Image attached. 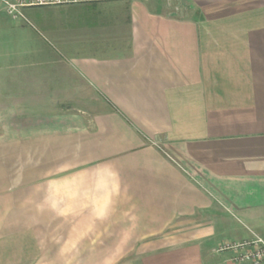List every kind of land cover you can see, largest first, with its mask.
I'll list each match as a JSON object with an SVG mask.
<instances>
[{"label":"crops","instance_id":"1","mask_svg":"<svg viewBox=\"0 0 264 264\" xmlns=\"http://www.w3.org/2000/svg\"><path fill=\"white\" fill-rule=\"evenodd\" d=\"M39 7L0 6V264H231L264 238V0Z\"/></svg>","mask_w":264,"mask_h":264},{"label":"built area","instance_id":"2","mask_svg":"<svg viewBox=\"0 0 264 264\" xmlns=\"http://www.w3.org/2000/svg\"><path fill=\"white\" fill-rule=\"evenodd\" d=\"M79 0H0V6L7 16L17 21L26 19L27 7L59 6L78 3ZM217 251H230L231 264H264V238L254 236L249 241H228L220 244Z\"/></svg>","mask_w":264,"mask_h":264},{"label":"rangeland","instance_id":"3","mask_svg":"<svg viewBox=\"0 0 264 264\" xmlns=\"http://www.w3.org/2000/svg\"><path fill=\"white\" fill-rule=\"evenodd\" d=\"M54 9H55V7H36V8H30V9H28V11H26V16L33 23L34 18L45 17V16H47V14L50 13L49 10H53L54 11ZM14 22H16V21H14Z\"/></svg>","mask_w":264,"mask_h":264}]
</instances>
